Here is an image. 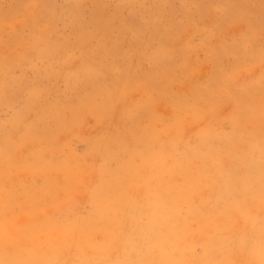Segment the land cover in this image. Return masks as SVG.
I'll return each mask as SVG.
<instances>
[{"label": "rangeland", "instance_id": "1", "mask_svg": "<svg viewBox=\"0 0 264 264\" xmlns=\"http://www.w3.org/2000/svg\"><path fill=\"white\" fill-rule=\"evenodd\" d=\"M0 264H264V0H0Z\"/></svg>", "mask_w": 264, "mask_h": 264}]
</instances>
